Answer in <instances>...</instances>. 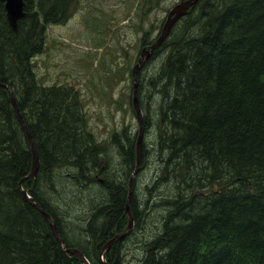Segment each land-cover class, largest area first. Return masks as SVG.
Here are the masks:
<instances>
[{
    "label": "trees",
    "instance_id": "obj_1",
    "mask_svg": "<svg viewBox=\"0 0 264 264\" xmlns=\"http://www.w3.org/2000/svg\"><path fill=\"white\" fill-rule=\"evenodd\" d=\"M78 5L25 0L13 29L0 0V264H84L62 247L32 200L53 217L66 248L79 250L89 264H124V238L103 260L101 251L127 228L135 136L123 127L98 139L80 90L41 83L33 60L45 49L48 26L65 23ZM152 40L143 29L140 45ZM161 52L148 79L137 75L139 102L144 109V96H155L154 114L150 119L145 111L143 124L154 134L161 178L171 176L177 193L165 202L173 207L162 232L141 241L138 264H264V0H197L145 65ZM12 95L38 152L33 176L32 148ZM108 140L123 159L121 177L104 173ZM205 184L217 188L201 193ZM90 185L95 191L84 198ZM185 193L187 207H180ZM129 204L139 223L135 195Z\"/></svg>",
    "mask_w": 264,
    "mask_h": 264
},
{
    "label": "rangeland",
    "instance_id": "obj_2",
    "mask_svg": "<svg viewBox=\"0 0 264 264\" xmlns=\"http://www.w3.org/2000/svg\"><path fill=\"white\" fill-rule=\"evenodd\" d=\"M181 1L79 0L77 10L65 23H53L48 26L45 49L33 59L41 83L70 84L80 90L89 127L98 139L107 140L112 132L127 127L131 133L128 134L135 136L133 138L135 158L140 124L134 110L133 97L136 94L139 102L138 76L148 79L152 70H156V66L161 63V58L164 56L162 54L165 52L154 56L145 65V61L151 58L152 52L145 58L134 77L131 72L141 50L149 47L158 38L170 10ZM143 29L149 31V39L153 38L147 47L140 45ZM148 87L155 92L151 85ZM154 98L155 96L151 99L144 96V109L139 102L142 122L144 113L147 112L146 115L150 119L154 114ZM141 125L143 130L139 144L140 161L137 170L134 172L133 169L131 172L133 173L131 196L135 195V201L140 203L136 207L141 220L139 223L135 221L129 204L133 224L127 233V238L120 245L123 249L121 254L124 257V264H138L140 256L143 255L142 245L141 248L139 246L141 241H150L162 232L166 216L173 207L172 202H165L177 193L175 185L170 183L173 178L171 176L161 178L156 166L152 129L148 131L144 124ZM120 137L126 138V133L120 132ZM143 142L146 144L141 162ZM105 144L108 165L104 167V173L108 177L113 175L121 177L124 174V166L117 146L110 143V140ZM93 172L94 170L91 171ZM93 175L98 179L101 178L100 173ZM130 175L127 183L131 178ZM188 175L189 173L185 174L186 177ZM193 179L195 181L197 178ZM199 183L201 184L202 181L200 180ZM206 186L207 189L202 190L201 193H208L217 188V185ZM95 188V185H90L85 194L81 193V195L84 198L91 197ZM197 192L193 190L192 194L196 197ZM76 193L79 194L78 186H75ZM187 197V193L183 194L177 202L180 204L178 206H185L184 201ZM177 203L173 202V205ZM125 215L128 228L130 220L126 210ZM75 218L80 219L82 216L75 212ZM86 264H89V261Z\"/></svg>",
    "mask_w": 264,
    "mask_h": 264
},
{
    "label": "water",
    "instance_id": "obj_3",
    "mask_svg": "<svg viewBox=\"0 0 264 264\" xmlns=\"http://www.w3.org/2000/svg\"><path fill=\"white\" fill-rule=\"evenodd\" d=\"M4 2V7H5V11H6V17L7 20L9 22V25L13 28L16 29L17 28V24H18V20L24 15L25 10H24V5H25V0H1ZM197 0H182L180 3L176 4L169 12L167 19L164 23V26L158 36V38L151 44L149 45V47L144 48L141 50L140 56L138 57V60L136 62V64L134 65L133 69H132V75L133 77L135 76L136 71L139 69V67L141 66V64L143 63V61L145 60V58L151 54L153 52V49L155 46L160 45L165 39L166 37L169 35V32L173 26V24L182 16L184 15L188 8L191 7ZM7 86V85H6ZM135 91V90H134ZM136 93V92H135ZM12 103H13V107L17 112V116L18 119L20 121V123L22 124V126L24 127V130L28 136L29 139V143L31 145L32 151H33V157H34V163H33V169L30 173V176L35 175L36 171H37V159H38V155H37V151H36V147H35V143L33 140L32 135L30 134L29 130L26 127V124L23 120V117L18 109V106L15 102L14 97L12 96ZM133 103H134V107L137 113V117L139 118L140 124H143V122L140 120V116H141V111L140 108L138 106V102H137V98H136V94H134L133 97ZM139 144H137V158H136V163L138 164L140 161V148H139ZM26 199H31L30 195L27 193V191H23ZM32 203L42 212L43 216L45 217V219L50 222V225L54 231V233L58 236L59 235V231L57 230V226L56 224H54V220L53 217L46 211H44L38 203L32 201ZM59 239V238H58ZM60 240V239H59ZM111 241H108L104 246L107 247L109 245ZM75 254L82 256V253H80L77 249H75L73 251Z\"/></svg>",
    "mask_w": 264,
    "mask_h": 264
},
{
    "label": "bare ground",
    "instance_id": "obj_4",
    "mask_svg": "<svg viewBox=\"0 0 264 264\" xmlns=\"http://www.w3.org/2000/svg\"><path fill=\"white\" fill-rule=\"evenodd\" d=\"M4 86H6L7 84H3ZM8 86V85H7ZM6 86V87H7ZM9 87V86H8ZM13 92V91H12ZM13 96V95H12ZM18 106V105H17ZM138 106H139V102H138ZM139 108H140V106H139ZM140 111H141V108H140ZM22 114V113H21ZM141 114H142V111H141ZM140 118H141V116H140ZM142 119V118H141ZM140 119V120H141ZM138 120H139V118H138ZM142 121V120H141ZM139 124H140V121H139ZM142 130H143V128H142V125L140 124V130H139V134H138V137H137V144L138 143H141V140H142ZM136 144V145H137ZM136 148H138V147H136ZM36 151H37V149H36ZM141 151V150H140ZM137 153V152H136ZM32 154H33V151H32ZM37 155H38V152H37ZM136 158H137V156H136ZM33 163H34V157H33ZM38 166H39V156H38V159H37V164H36V167H37V169H38ZM137 166H138V164L135 162V170H134V172L137 170ZM32 169H33V166H32ZM139 169V168H138ZM165 170V169H164ZM32 171V170H31ZM31 173V172H30ZM30 173H29V175H30ZM165 174V173H164ZM137 175V174H136ZM33 176V175H32ZM133 178V173H131V178H130V180H129V182H128V187H129V192H128V194H129V197H128V201H127V206H126V210H127V213H128V215H129V220H130V222H129V225H128V228H126V230L125 231H123V232H121L120 234H117V235H115L114 237H112L111 239H109L108 241H111L110 243H109V245L107 246V247H103V249H102V251H101V259L103 260L104 259V254H103V252L105 251V250H107L110 246H111V244H113L114 242H116V241H119V240H121V239H123V241L125 240V238H127V233L129 232V229L132 227V224H133V216H132V213L130 212V207H129V198L131 197V179ZM177 179V178H176ZM175 179V180H176ZM178 180V179H177ZM176 180V181H177ZM21 182H22V180L19 182L20 183V187H21V189H22V191H24V189H23V187H22V184H21ZM205 186H206V184H205ZM26 191V190H25ZM200 196V195H199ZM32 201H34V202H36V203H38L37 201H35V200H32ZM31 201V202H32ZM39 204V203H38ZM34 205V204H33ZM35 206V205H34ZM39 206L41 207V205L39 204ZM36 207V206H35ZM199 207V206H198ZM37 208V207H36ZM42 208V207H41ZM38 209V208H37ZM44 211H46L44 208H42ZM39 210V209H38ZM40 211V210H39ZM41 212V211H40ZM47 212V211H46ZM41 214H42V212H41ZM43 215V214H42ZM44 217V216H43ZM45 218V217H44ZM47 221V220H46ZM48 222V221H47ZM49 223V225H50V222H48ZM54 224H56V222L54 221ZM56 226H57V224H56ZM50 227H51V225H50ZM51 229H52V227H51ZM57 230L59 231V235L57 236L55 233H54V231H53V229H52V231H53V233H54V235L56 236V238L58 239V241L61 243V245H62V247L66 250V251H70V252H72V253H74L73 251L75 250V249H73V248H66L65 247V243H64V239L62 238V236H61V233H60V230H59V228H58V226H57ZM107 241V242H108ZM106 242V243H107ZM105 243V244H106ZM120 250L122 251L123 249H121V247H120ZM79 251V250H78ZM80 252V251H79ZM81 253V252H80ZM75 254V253H74ZM75 255H77V254H75ZM79 256V255H78ZM80 257H82L83 258V260H84V262H85V264L88 262V260L84 257V255L82 254V256H80ZM104 263L105 264H109V263H107V262H105L104 261Z\"/></svg>",
    "mask_w": 264,
    "mask_h": 264
}]
</instances>
